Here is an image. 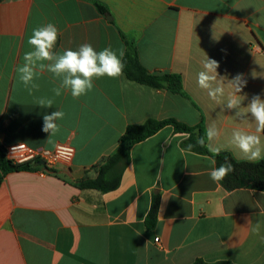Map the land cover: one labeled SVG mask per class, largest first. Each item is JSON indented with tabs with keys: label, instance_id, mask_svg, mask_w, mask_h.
I'll use <instances>...</instances> for the list:
<instances>
[{
	"label": "crops",
	"instance_id": "1",
	"mask_svg": "<svg viewBox=\"0 0 264 264\" xmlns=\"http://www.w3.org/2000/svg\"><path fill=\"white\" fill-rule=\"evenodd\" d=\"M48 23L59 29L54 52L90 43L97 51L110 46L125 55L129 41L151 73L181 75L185 94L122 74L95 79L93 90L79 99L69 91L55 96L59 81L46 72L29 95L17 68L32 50L33 30ZM206 55L219 62L217 72L226 81L243 74L244 106L253 95L264 99V0H0V143L75 149L72 163L51 173L31 168L4 175L0 264H192L198 258L264 264V191H229L214 182L209 173L216 160L185 148L189 134L172 125L130 148L116 190L76 186L126 148L121 137L129 126L150 119L205 131L215 122L220 152L246 161L230 144L231 135L237 128L254 131L255 123L249 118L243 124L235 110L222 109L198 87ZM38 97L52 98L53 107L41 108ZM55 110L65 116L51 135L42 131L43 116ZM154 195L160 196L159 212L148 229Z\"/></svg>",
	"mask_w": 264,
	"mask_h": 264
},
{
	"label": "clouds",
	"instance_id": "2",
	"mask_svg": "<svg viewBox=\"0 0 264 264\" xmlns=\"http://www.w3.org/2000/svg\"><path fill=\"white\" fill-rule=\"evenodd\" d=\"M59 29L52 23L35 28L28 44L32 50L23 56V63L18 66L19 80L29 95L39 89L38 79L44 73H51L59 81L52 89L55 96L69 91L74 99H79L94 88V80L101 77L119 78L123 74V51L117 53L110 46L97 51L90 43H84L77 50L65 49L62 53L53 51L58 40ZM219 62L206 55L202 62V70L197 73L196 83L199 88L206 90L208 97L217 105L228 110H235L236 119L243 124H249V118L255 123L254 131L244 128L233 130L230 144L242 154L243 158L252 163L264 159V99L253 95L246 106L243 102L247 94L241 95L247 85L243 74H237L226 81L218 74ZM36 103L41 108H52L54 100L49 97H38ZM65 116L63 110H55L43 116L42 131L55 135L59 131L58 121ZM220 130L215 122L211 123L205 136L198 139L203 146L208 141V150L218 155L221 148L214 144L220 137ZM191 149L192 145L188 146ZM215 164V161H212ZM233 170L231 164L213 167L209 173L214 182L222 180Z\"/></svg>",
	"mask_w": 264,
	"mask_h": 264
},
{
	"label": "trees",
	"instance_id": "3",
	"mask_svg": "<svg viewBox=\"0 0 264 264\" xmlns=\"http://www.w3.org/2000/svg\"><path fill=\"white\" fill-rule=\"evenodd\" d=\"M99 12L103 15L107 14V8L99 2L95 3ZM125 40V37L123 36ZM127 51L122 59L124 64L123 74L127 79L137 82L142 85L152 87L157 90H166L175 94L184 95L183 80L181 75L174 73H151L141 63L136 47L126 41ZM167 125H172L177 132L189 134V139L185 142V148L203 155H210L216 160L217 168L222 164H231L233 170L229 172L222 180L221 184L229 191L236 189H252L264 191V159L257 163L248 161H238L229 152H220L214 155L208 150L207 139L205 144L201 146L197 141L200 137L205 136V129L199 126L197 129L179 123L174 119L158 121L150 119L142 125L129 126L125 134L121 137V143L126 145V148L119 150L114 155L100 166L98 175L95 178H85L80 180L76 186L81 190H96L107 193L116 190L121 181L122 172L130 161V148L144 139L150 137L158 130ZM198 130V134H195ZM31 168L40 169L42 166L22 164H13L6 157V148L0 143V185L6 175L12 171L28 170ZM160 206V196L154 195L150 212L146 218V227L154 228L157 223V217ZM192 264H233L229 261H219L216 263H208L205 260L198 258Z\"/></svg>",
	"mask_w": 264,
	"mask_h": 264
},
{
	"label": "built area",
	"instance_id": "4",
	"mask_svg": "<svg viewBox=\"0 0 264 264\" xmlns=\"http://www.w3.org/2000/svg\"><path fill=\"white\" fill-rule=\"evenodd\" d=\"M74 155L75 149L69 144H59L53 151L31 148L26 144L6 147V157L13 164H38L42 166L39 170L42 174L51 173L61 165H70ZM156 242H159V239H156Z\"/></svg>",
	"mask_w": 264,
	"mask_h": 264
},
{
	"label": "rangeland",
	"instance_id": "5",
	"mask_svg": "<svg viewBox=\"0 0 264 264\" xmlns=\"http://www.w3.org/2000/svg\"><path fill=\"white\" fill-rule=\"evenodd\" d=\"M196 131H197V130H196ZM196 131H195V132H196ZM197 134H198V133H197Z\"/></svg>",
	"mask_w": 264,
	"mask_h": 264
},
{
	"label": "water",
	"instance_id": "6",
	"mask_svg": "<svg viewBox=\"0 0 264 264\" xmlns=\"http://www.w3.org/2000/svg\"><path fill=\"white\" fill-rule=\"evenodd\" d=\"M40 164H42V162Z\"/></svg>",
	"mask_w": 264,
	"mask_h": 264
}]
</instances>
